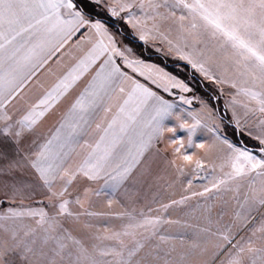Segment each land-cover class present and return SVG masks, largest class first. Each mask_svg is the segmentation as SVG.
<instances>
[{
	"label": "snow or ice",
	"instance_id": "obj_1",
	"mask_svg": "<svg viewBox=\"0 0 264 264\" xmlns=\"http://www.w3.org/2000/svg\"><path fill=\"white\" fill-rule=\"evenodd\" d=\"M0 264H264V0H0Z\"/></svg>",
	"mask_w": 264,
	"mask_h": 264
},
{
	"label": "crops",
	"instance_id": "obj_2",
	"mask_svg": "<svg viewBox=\"0 0 264 264\" xmlns=\"http://www.w3.org/2000/svg\"><path fill=\"white\" fill-rule=\"evenodd\" d=\"M50 122H51L50 120H46V121L44 122V124L42 125V127H43V126L47 127V126L50 124Z\"/></svg>",
	"mask_w": 264,
	"mask_h": 264
},
{
	"label": "trees",
	"instance_id": "obj_3",
	"mask_svg": "<svg viewBox=\"0 0 264 264\" xmlns=\"http://www.w3.org/2000/svg\"><path fill=\"white\" fill-rule=\"evenodd\" d=\"M200 91H202V89Z\"/></svg>",
	"mask_w": 264,
	"mask_h": 264
},
{
	"label": "rangeland",
	"instance_id": "obj_4",
	"mask_svg": "<svg viewBox=\"0 0 264 264\" xmlns=\"http://www.w3.org/2000/svg\"><path fill=\"white\" fill-rule=\"evenodd\" d=\"M43 127H45V126H43Z\"/></svg>",
	"mask_w": 264,
	"mask_h": 264
}]
</instances>
